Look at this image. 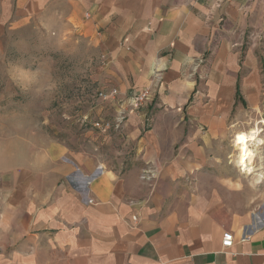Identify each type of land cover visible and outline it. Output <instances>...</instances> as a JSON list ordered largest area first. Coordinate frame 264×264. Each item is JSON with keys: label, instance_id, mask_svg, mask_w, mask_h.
<instances>
[{"label": "crops", "instance_id": "crops-1", "mask_svg": "<svg viewBox=\"0 0 264 264\" xmlns=\"http://www.w3.org/2000/svg\"><path fill=\"white\" fill-rule=\"evenodd\" d=\"M15 6L89 46L108 83L102 89L114 87L122 99L151 95L116 131L129 145L117 166L58 147L49 159L53 181L38 166L42 183L23 177L1 198L0 264H264V165H253L263 189L257 206H236L229 197L241 188L212 160L233 112L263 101L253 45L264 0Z\"/></svg>", "mask_w": 264, "mask_h": 264}, {"label": "rangeland", "instance_id": "rangeland-1", "mask_svg": "<svg viewBox=\"0 0 264 264\" xmlns=\"http://www.w3.org/2000/svg\"><path fill=\"white\" fill-rule=\"evenodd\" d=\"M15 8V0H0V200L11 196L23 177L42 183L44 174L37 177L38 166L40 172L46 167L50 175L45 181H53L49 159L58 147L96 164L115 166L123 159L121 151L129 148L116 131L92 126L97 120L111 122L115 113L114 106L97 98L108 83L102 79L96 54L71 39L70 30L60 32L49 26L53 23L49 19L37 14L28 18ZM256 32L261 38L253 48L262 63L264 92V29ZM262 98L257 108L233 112L227 135L215 147L221 154L212 158L222 178L241 188L229 197L236 206L248 202L256 207L263 191L255 187L259 173L247 176L236 167L233 147L238 132L257 126L262 144L256 147L253 165H264V125L258 123L264 121Z\"/></svg>", "mask_w": 264, "mask_h": 264}, {"label": "built area", "instance_id": "built-area-1", "mask_svg": "<svg viewBox=\"0 0 264 264\" xmlns=\"http://www.w3.org/2000/svg\"><path fill=\"white\" fill-rule=\"evenodd\" d=\"M150 95V90L145 89L142 92L133 94L130 98L128 97L122 99L119 95L118 90L114 87L99 90L97 92V98L105 103L111 104L114 107L117 106V108L114 113L113 120L111 122L97 120L92 124L93 128H97L100 130H120L126 119L127 112L143 105L150 98ZM232 243V234L229 232H225L222 236V247L229 248L232 246Z\"/></svg>", "mask_w": 264, "mask_h": 264}, {"label": "bare ground", "instance_id": "bare-ground-1", "mask_svg": "<svg viewBox=\"0 0 264 264\" xmlns=\"http://www.w3.org/2000/svg\"><path fill=\"white\" fill-rule=\"evenodd\" d=\"M264 125V121H259ZM261 130L256 126L246 132H238L233 139V147L236 151V167L245 175L251 176L255 173L253 161L256 157V147L262 144L259 135Z\"/></svg>", "mask_w": 264, "mask_h": 264}]
</instances>
